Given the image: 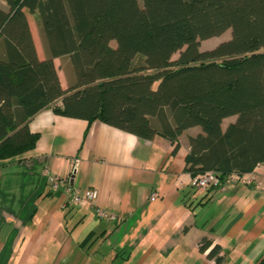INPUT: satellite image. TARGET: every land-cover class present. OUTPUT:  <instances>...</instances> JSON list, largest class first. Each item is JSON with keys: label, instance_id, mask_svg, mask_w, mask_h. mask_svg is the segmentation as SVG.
I'll return each instance as SVG.
<instances>
[{"label": "trees", "instance_id": "obj_1", "mask_svg": "<svg viewBox=\"0 0 264 264\" xmlns=\"http://www.w3.org/2000/svg\"><path fill=\"white\" fill-rule=\"evenodd\" d=\"M6 3L7 10L0 7V161L34 149L39 134L29 122L52 109L89 126L99 120L140 138L163 136L173 154L180 135L198 127L188 137L191 176L215 171L224 185L232 173L257 165L264 172V0ZM27 13L37 19L44 59ZM228 30L229 39L200 49V41ZM56 58L70 68L65 89ZM209 257L223 264L218 246Z\"/></svg>", "mask_w": 264, "mask_h": 264}, {"label": "crops", "instance_id": "obj_2", "mask_svg": "<svg viewBox=\"0 0 264 264\" xmlns=\"http://www.w3.org/2000/svg\"><path fill=\"white\" fill-rule=\"evenodd\" d=\"M32 36L44 59L43 40ZM54 63L65 89L70 68L62 58ZM29 128L39 134L35 148L0 161V264H37L50 251L64 257L73 251L79 264H89L95 244L111 264H216L209 257L215 246L223 264H264V194L239 182L223 189L190 185L185 158L198 127L180 135L174 154L163 136L144 139L99 120L89 126L52 109L38 112ZM48 174H73L74 185L97 189L96 206L117 219H101L96 206H77L52 191ZM258 176L264 182L262 169ZM153 192L156 201L149 199Z\"/></svg>", "mask_w": 264, "mask_h": 264}, {"label": "built area", "instance_id": "obj_3", "mask_svg": "<svg viewBox=\"0 0 264 264\" xmlns=\"http://www.w3.org/2000/svg\"><path fill=\"white\" fill-rule=\"evenodd\" d=\"M261 168V165H257L256 168L248 173L237 174L232 173L227 180V183L222 185L219 176L215 171H206L202 174L192 176L190 180V185L194 189H208L209 187H220L221 189L229 183H241L244 185H254L259 192L264 194V182L259 179L257 169ZM48 171H46L47 173ZM48 182L51 186L52 191H61L68 201L77 205H92L96 206V201L99 197V191L95 188H81L74 185L73 174H69L66 177H57L54 174L47 175ZM159 193H151L149 199L150 201H156L159 199ZM97 217L107 220H116V215L108 212L107 210L96 206L95 207Z\"/></svg>", "mask_w": 264, "mask_h": 264}, {"label": "rangeland", "instance_id": "obj_4", "mask_svg": "<svg viewBox=\"0 0 264 264\" xmlns=\"http://www.w3.org/2000/svg\"><path fill=\"white\" fill-rule=\"evenodd\" d=\"M0 7L4 8L6 10L8 9V5L6 3V0H0ZM27 18L29 21L31 32L34 34L36 39L39 40V37H40V39L42 40V34H41V31H40V28H39V25H38V22H37L35 15L27 13ZM230 36H231V31L228 30L220 36H216V37H212L209 39L202 40V41H200V49L201 50L212 49L215 46H217L219 43H221L222 41L229 39ZM111 45L116 46V42L112 41ZM178 57H179V53H176L173 56V59H177ZM61 65L63 68L64 67L63 61H62ZM60 71H61V75L63 77L68 76V74L66 73V71H64V69H60ZM235 119H236L235 116L226 118L223 121V127L225 128L228 124H230L231 122H234ZM261 169L263 170L262 166H261V168L259 167L257 169V172H259ZM96 247H97V244H95L88 253L89 264H111V261L109 260V258L101 260V257H99L95 253ZM58 254H59V252H57V251H52V252L50 251L49 256L38 259L37 264H79V262L81 260L78 258L77 253L74 254L73 251H71L70 255L67 257H64L63 255H58ZM117 263L125 264V263H123V261H120V260H118L116 262V264ZM80 264H82V263H80Z\"/></svg>", "mask_w": 264, "mask_h": 264}]
</instances>
